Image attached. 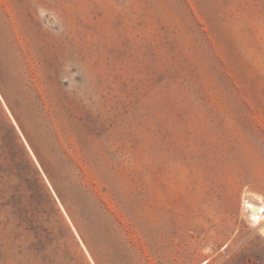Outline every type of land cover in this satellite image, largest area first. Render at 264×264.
Segmentation results:
<instances>
[{"label":"rangeland","instance_id":"374dc122","mask_svg":"<svg viewBox=\"0 0 264 264\" xmlns=\"http://www.w3.org/2000/svg\"><path fill=\"white\" fill-rule=\"evenodd\" d=\"M0 82V264H264V0H0Z\"/></svg>","mask_w":264,"mask_h":264},{"label":"trees","instance_id":"16d2710c","mask_svg":"<svg viewBox=\"0 0 264 264\" xmlns=\"http://www.w3.org/2000/svg\"><path fill=\"white\" fill-rule=\"evenodd\" d=\"M0 89H1V82H0ZM8 104H9V102H8ZM9 106H10L11 110L14 112V109L11 107L10 104H9ZM16 119L18 120L19 125L21 126L22 130L24 131L25 135L27 136V134H26V132H25V130H24V128H23L21 122L19 121L18 116H16ZM12 126H13L14 130L16 131V133H17L19 139L23 142V140H22V136H21L20 133L18 132L16 126H15L13 123H12ZM28 140H29V138H28ZM29 141H30V140H29ZM30 144H31V146L33 147V149H34V151H35L37 157L39 158V160H40L42 166L45 168L44 162H43V160L40 158L37 148L34 146V144H33L31 141H30ZM24 146H25V144H24ZM25 147H26V146H25ZM36 170H37V173H39L40 175H42V173H41V171H40V169H39L38 167H36ZM43 179H44V177H43ZM51 180H52V179H51ZM52 182H53V180H52ZM53 183H54V182H53ZM55 188H56V191L58 192V194H60V191L58 190V188H57L56 186H55ZM48 189H49V193L51 194V197H53V195H52V193H51L49 187H48Z\"/></svg>","mask_w":264,"mask_h":264},{"label":"bare ground","instance_id":"6f19581e","mask_svg":"<svg viewBox=\"0 0 264 264\" xmlns=\"http://www.w3.org/2000/svg\"><path fill=\"white\" fill-rule=\"evenodd\" d=\"M255 203H258V202H256L255 200H250V199H248V201H247V206L248 207H252V206H255ZM261 205V204H260ZM262 206V205H261ZM263 211H264V209H263ZM260 212H262V210L260 211ZM260 212L259 211H257V210H253V212H251V214H252V216L254 217V218H256L257 216H261V215H259L260 214Z\"/></svg>","mask_w":264,"mask_h":264}]
</instances>
